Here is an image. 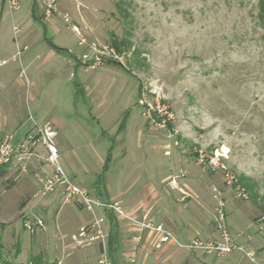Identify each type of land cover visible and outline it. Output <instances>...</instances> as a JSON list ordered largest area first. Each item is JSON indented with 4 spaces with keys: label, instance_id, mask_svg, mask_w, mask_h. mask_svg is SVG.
<instances>
[{
    "label": "rangeland",
    "instance_id": "rangeland-1",
    "mask_svg": "<svg viewBox=\"0 0 264 264\" xmlns=\"http://www.w3.org/2000/svg\"><path fill=\"white\" fill-rule=\"evenodd\" d=\"M21 1V10L9 11L0 24V80L5 84L0 104L8 101L24 108L18 137L33 128L29 113L36 122L52 117L61 122V139L69 147L67 162L79 169L78 178L70 177L79 182L82 178L98 181L103 175L116 183L119 179L114 176L119 169L138 163L144 165L143 171L171 167L175 173L186 170L200 177L212 171L204 172L198 165L197 152L221 154V161L247 198L227 187L225 173L217 171L210 183L212 199L216 186L225 194L227 219L234 224L233 238L239 234V241L246 244L252 235L249 249L261 250L264 0H60L59 8L70 23L56 16L45 24L30 15L26 17L32 24L28 34L33 33L43 44L51 41L75 57L86 51L79 46L80 35L90 42L115 47L114 35L125 67L106 62L90 70L68 54L75 63L71 70H64L62 61L55 60L38 74L29 59L16 53L17 49L24 50L23 44L17 46L19 40L15 41L12 30V20L19 22L27 8L28 0ZM39 6L37 3V9ZM72 25L80 34L71 29ZM34 50L27 51L29 58ZM4 59L7 62L2 64ZM88 86L93 88L90 95L77 91ZM142 91L150 104L161 102L169 107L173 119L166 129L143 116ZM11 127L7 134L12 133ZM125 150L128 158L123 161ZM109 155L111 160L107 161ZM2 170L0 264H29L35 260L30 254L34 236L40 240L48 227L30 235L24 221L42 215L40 209L47 205L50 195L33 197L35 177H18L8 168ZM101 193L105 198L104 188ZM29 194L33 199L27 203ZM47 235L46 253L32 264H51L54 260V235ZM38 242L35 245L40 246ZM202 254L214 262L215 253ZM157 264L166 263L161 260Z\"/></svg>",
    "mask_w": 264,
    "mask_h": 264
},
{
    "label": "crops",
    "instance_id": "crops-1",
    "mask_svg": "<svg viewBox=\"0 0 264 264\" xmlns=\"http://www.w3.org/2000/svg\"><path fill=\"white\" fill-rule=\"evenodd\" d=\"M22 3V1H21ZM27 8L19 19V22L12 20V30L14 32V39L17 46L19 43L24 45V50L17 49V55L25 56L26 60L29 59L30 65L34 66L35 73H39L43 68H49L50 64L55 60H61L64 65V70H71V67H75L74 60L66 55L70 54L63 48L56 46L51 41L47 40L46 44H43L40 38H36L34 34H28L27 29L32 26L31 21L26 19L27 16H33L40 18L45 24L50 20L45 19V13L43 7L40 5L37 9V3L35 0H28ZM9 9L5 4H0V24L3 23L8 15ZM19 12V11H18ZM11 13V12H10ZM26 19V21H25ZM25 21V22H24ZM54 23V22H52ZM14 27L19 29V32L15 34ZM72 29V28H71ZM2 45V44H0ZM34 49V54L27 56V51ZM3 49L0 48V54ZM36 55V56H35ZM71 55V54H70ZM15 56V55H14ZM35 56V58H34ZM44 56V59H42ZM72 57V55H71ZM76 63V57L73 56ZM43 60L41 63L36 64L35 61ZM7 60H3L2 64ZM81 65V64H79ZM82 66V65H81ZM4 80H0V92L4 90ZM92 87L88 86L86 89L78 87V92L91 94ZM107 110H105L106 112ZM24 108L16 106L13 103L5 101L0 104V140L7 135H13L16 139H23L29 130L23 136L18 137L17 128L21 125L24 118ZM33 115L29 113V117ZM42 126L51 125L56 131L54 143L59 149L62 165L69 176L76 177L79 173L77 165L72 162H67L68 144L61 139L60 131L63 128V124L57 121L54 117L51 119H43L36 122ZM12 126V127H11ZM14 128L11 134H7L8 128ZM61 127V128H60ZM168 140L170 136H165ZM43 153L45 150L41 149ZM128 158L127 151L123 155V161ZM126 164V163H125ZM127 165V164H126ZM129 166V165H127ZM124 165L123 169H119L114 178L118 177L119 183H114L112 179L105 178L103 182L89 181L87 178L80 179V182L75 180L81 187L88 190L91 194L94 193L102 195L101 189L104 188L106 197H98L103 201L118 200L122 202V206L127 211L128 215L134 220L148 223L152 222L157 227L172 228L175 232L179 244H166L162 249L153 251V244L158 234L152 230L143 231V241L138 250L139 257L143 264H148L152 259L151 264H157L163 260L166 264H254L244 255H237L234 251L227 256H220L217 252L207 253L200 250H192L183 248L180 245H188L194 239L201 240H215L221 239L220 233L217 231L214 223L213 216L215 214V208L217 206L216 201L212 199L210 183L216 172H208L206 175L195 177L191 171L181 170L179 173H175L173 169L167 167H153L149 170L143 171L144 165L138 163L128 167ZM14 175L18 174L20 177L22 174H29L37 179V188H34L35 193L33 197H39L40 182L39 176L44 172H51V167L47 165H39L33 163L28 172L24 173L17 168H9ZM112 176V177H113ZM78 178V176L76 177ZM31 194V193H30ZM27 195L30 202L33 197ZM49 196V195H48ZM47 197V196H46ZM45 198V197H42ZM226 206V210H227ZM42 216L46 220V226L48 227L47 233H53L54 247L56 256L51 264H57L58 261L61 264H98L100 256V245L95 243L89 246H72V234L80 232L82 228L88 226L93 221V216L83 210L79 206L64 205L60 191L50 194V198L47 201V205L40 209ZM228 218V215H227ZM230 218V217H229ZM228 220V219H227ZM48 223V224H47ZM116 226L114 227L115 243L112 246L111 257L114 264H127L126 257L134 251L132 238L140 233V226L128 219L118 218L116 219ZM233 223L228 222V228L234 229ZM44 232V231H43ZM47 233H43L38 240L34 239V246L30 248L31 256H34L35 260L40 255L46 253ZM232 235V234H231ZM241 235L237 234L234 241L238 245H244L247 251L254 252L257 257V264H264V238H262L261 250H250V240L253 236H248L249 242L244 244L239 241ZM41 245H35L39 243ZM44 249V251H43ZM161 251V252H160ZM239 252V251H237ZM202 255H216L214 262L207 261ZM34 254V255H33ZM165 258V259H164ZM49 259V256H47ZM30 260L31 257H30ZM31 261L29 264L34 263ZM19 264V263H18Z\"/></svg>",
    "mask_w": 264,
    "mask_h": 264
},
{
    "label": "built area",
    "instance_id": "built-area-1",
    "mask_svg": "<svg viewBox=\"0 0 264 264\" xmlns=\"http://www.w3.org/2000/svg\"><path fill=\"white\" fill-rule=\"evenodd\" d=\"M35 2L43 7L45 19L50 20L56 16H60L66 23H70L68 15H64L59 8L60 0H35ZM0 4H5L11 13L18 12L22 8L21 0H0ZM71 28L77 34H80L77 26L72 25ZM14 31L16 34L19 32V29L14 27ZM79 46L85 47L86 51L80 57H76V60L79 64L90 70H97L106 62H118L125 67L123 57L113 45L90 42L87 38L80 35ZM70 54L74 56L72 52ZM141 103L144 106L142 110L143 116L152 119L158 127L166 129L168 123L173 119L169 107L161 102H156L154 105L150 104L146 101L144 91H142ZM29 118L33 122V128L23 139L18 140L13 135H7L0 140V168L9 169L14 167L26 173L33 163L51 167V172H44L39 176L41 186L39 195L46 197L60 191L64 205L79 206L93 216L91 224L82 228L80 232L72 234L73 247L89 246L97 243L100 245L98 264H114L109 248L112 234L111 217L131 220L141 228L140 233L132 238L134 251L127 255V264H143L138 250L144 239V230H152L158 234L153 244V251L162 249L166 244H179L175 232L171 227L162 228L155 226L152 222L144 223L134 220L128 215L121 201H103L76 183L67 174L61 163L59 149L54 143L56 136L54 127L51 125L42 126L37 124L32 116ZM41 149L45 150V153ZM169 154V151L166 152V155ZM221 158H224L221 154L215 153L209 156L204 151L199 150L196 161L204 172L223 171L225 173V185L236 192L239 197L247 198L244 189L236 185L237 180L235 176L228 171ZM212 194L213 199L217 203L213 223L220 233L221 239L215 241L196 238L190 244L180 246L192 251L217 252L220 256H227L234 251H239L245 255V258L257 264L256 254L247 251L244 245H238L232 238L228 228L224 192L214 186ZM24 229L30 235H36L46 230V220L41 214H35L25 219ZM260 230L264 231V217L260 219ZM57 264H61V262L58 261Z\"/></svg>",
    "mask_w": 264,
    "mask_h": 264
},
{
    "label": "trees",
    "instance_id": "trees-1",
    "mask_svg": "<svg viewBox=\"0 0 264 264\" xmlns=\"http://www.w3.org/2000/svg\"><path fill=\"white\" fill-rule=\"evenodd\" d=\"M112 40H113V42H114L115 47L118 49L117 40L114 38V35H112ZM118 51H119V49H118ZM111 63H112V62H111ZM120 65H121V64H120ZM123 67H124V66H123ZM110 160H111V158H110V155H109L108 158H107V161H110ZM106 168H107V163H106V165H105V170H106ZM4 174H5V172L2 170V168H0V178H1L2 176H4ZM103 180H104V177H103V175H101V176L99 177V182L101 183V182H103ZM111 220H112V234H111L110 241H109L110 254H111L112 246H113V244L115 243L114 227L117 225V224H116V219H115V218L111 217ZM185 264H189V263H185Z\"/></svg>",
    "mask_w": 264,
    "mask_h": 264
},
{
    "label": "bare ground",
    "instance_id": "bare-ground-1",
    "mask_svg": "<svg viewBox=\"0 0 264 264\" xmlns=\"http://www.w3.org/2000/svg\"><path fill=\"white\" fill-rule=\"evenodd\" d=\"M224 151L228 152V149L226 147L223 148Z\"/></svg>",
    "mask_w": 264,
    "mask_h": 264
}]
</instances>
